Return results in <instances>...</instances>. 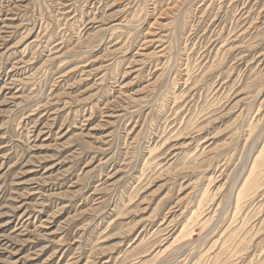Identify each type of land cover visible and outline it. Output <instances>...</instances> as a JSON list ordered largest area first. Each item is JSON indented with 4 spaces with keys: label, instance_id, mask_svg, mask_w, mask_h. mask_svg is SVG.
Instances as JSON below:
<instances>
[{
    "label": "rangeland",
    "instance_id": "obj_1",
    "mask_svg": "<svg viewBox=\"0 0 264 264\" xmlns=\"http://www.w3.org/2000/svg\"><path fill=\"white\" fill-rule=\"evenodd\" d=\"M0 264H264V0H0Z\"/></svg>",
    "mask_w": 264,
    "mask_h": 264
},
{
    "label": "bare ground",
    "instance_id": "obj_2",
    "mask_svg": "<svg viewBox=\"0 0 264 264\" xmlns=\"http://www.w3.org/2000/svg\"><path fill=\"white\" fill-rule=\"evenodd\" d=\"M121 24V23H120ZM262 161V160H261ZM259 165H260V162H259ZM261 167V166H260Z\"/></svg>",
    "mask_w": 264,
    "mask_h": 264
}]
</instances>
